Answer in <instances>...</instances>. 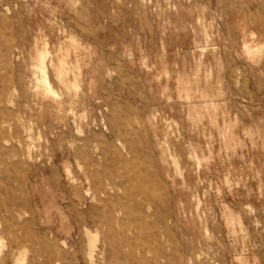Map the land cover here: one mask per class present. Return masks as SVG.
<instances>
[{
    "label": "rangeland",
    "instance_id": "obj_1",
    "mask_svg": "<svg viewBox=\"0 0 264 264\" xmlns=\"http://www.w3.org/2000/svg\"><path fill=\"white\" fill-rule=\"evenodd\" d=\"M0 264H264V0H0Z\"/></svg>",
    "mask_w": 264,
    "mask_h": 264
},
{
    "label": "bare ground",
    "instance_id": "obj_2",
    "mask_svg": "<svg viewBox=\"0 0 264 264\" xmlns=\"http://www.w3.org/2000/svg\"><path fill=\"white\" fill-rule=\"evenodd\" d=\"M88 31V30H87ZM254 56V55H253ZM45 58L46 56L44 54L41 55V64L38 66L39 70L41 71V74L42 76L38 78V81L42 84V86L44 87L45 89V92L47 93H55V91L53 90V86L51 85L50 83V79H49V75H48V72H47V67L45 65ZM49 58V57H48ZM63 68V67H62ZM60 73L62 74V69H60ZM60 74V75H61ZM1 98L3 100H6V97L5 95L3 94L1 96ZM228 126V125H227ZM131 148L133 149L134 151V148H133V145H130ZM121 187H126L124 186L123 184L120 185ZM127 187H129V185H127ZM164 193V192H163ZM137 195V192H134V191H129L127 192L125 195H123V197H121V199H119L117 201V206L114 208L113 212L111 214H109V216L106 218L107 219V222H108V226H109V233L110 235H114L115 232H114V225L116 224V222L123 227V232L124 233H127L129 232L131 229L130 227L128 226V224L130 223L129 220L126 218V217H117V213L118 214H121V215H125L126 214L130 215V214H135L138 216V214H136V212L133 213V209L131 207V204L129 202V200H134V197ZM101 198V197H100ZM125 199V201H124ZM94 200V199H93ZM156 201V200H155ZM148 203H150L151 205V202L149 200H147ZM142 203H138V207L141 205ZM105 207V206H104ZM15 209L14 208H11V209H8L7 212L10 214V215H13V211ZM138 212V211H137ZM142 212L139 213V216H142L143 214H141ZM116 229V228H115ZM148 229V228H147ZM109 236V235H108ZM88 237V236H87ZM89 238V237H88ZM90 239V238H89ZM99 240V239H98ZM3 241V240H2ZM5 246V245H4ZM83 250V249H82ZM93 257V256H92ZM88 261V260H87ZM90 261V260H89ZM93 263V262H92Z\"/></svg>",
    "mask_w": 264,
    "mask_h": 264
}]
</instances>
